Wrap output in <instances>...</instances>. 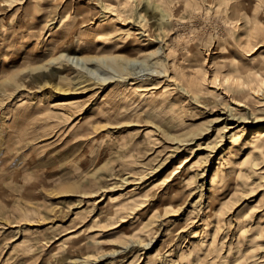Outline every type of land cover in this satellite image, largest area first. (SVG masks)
Segmentation results:
<instances>
[{"label": "rangeland", "instance_id": "374dc122", "mask_svg": "<svg viewBox=\"0 0 264 264\" xmlns=\"http://www.w3.org/2000/svg\"><path fill=\"white\" fill-rule=\"evenodd\" d=\"M253 57L264 0H0V264H264Z\"/></svg>", "mask_w": 264, "mask_h": 264}, {"label": "bare ground", "instance_id": "6f19581e", "mask_svg": "<svg viewBox=\"0 0 264 264\" xmlns=\"http://www.w3.org/2000/svg\"><path fill=\"white\" fill-rule=\"evenodd\" d=\"M143 44L146 45L145 42H143ZM220 51H221L220 47L215 48V53H221ZM254 59H256V57H253L252 60L250 59L251 61H249V63H247L248 65H246V63L243 60L239 61V63H240V66L238 65V67L240 69L239 73L240 74H248V75L262 74L263 75L262 80L264 81V57H263V60H261L259 62H254L253 61ZM243 82L244 81L237 83L234 79L233 81L230 82V85H231V87H238L239 88L240 84ZM249 82H251V81L249 80ZM132 84H134V83H132ZM113 87L110 89V91L113 90ZM129 88H132V89L135 88L136 89V87H133V86H130ZM184 89L186 91H189V90H187L186 87H184ZM108 93L106 95H108ZM233 98H235V97H233ZM238 101H239L238 103L240 105L245 106V103H243V101H241V100H238ZM70 103H73V102H70ZM55 104H57V103L51 104V106H55ZM254 141L257 144L264 146V131H262L261 133H257L254 136ZM191 167H192V165L186 164V165H183V167L181 169L175 171L176 178L174 179L172 184L177 186V187H180L181 185H184V186L187 185L186 183H188L192 177ZM219 171H220V168H217L215 175L211 179V185L209 186V190L211 191V194L208 196V199L206 202L208 205L213 206L215 204L221 203V201L223 199H226V197L230 196L229 195L230 194L229 186L216 184L217 183L216 179H217V175H218ZM181 187H183V186H181ZM219 187H221V189ZM199 224H204V221H201Z\"/></svg>", "mask_w": 264, "mask_h": 264}]
</instances>
